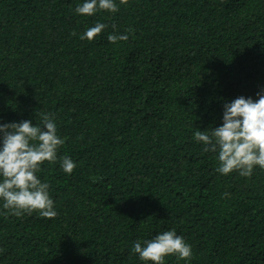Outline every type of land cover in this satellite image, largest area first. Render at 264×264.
Listing matches in <instances>:
<instances>
[{
    "label": "trees",
    "instance_id": "trees-1",
    "mask_svg": "<svg viewBox=\"0 0 264 264\" xmlns=\"http://www.w3.org/2000/svg\"><path fill=\"white\" fill-rule=\"evenodd\" d=\"M81 2L0 0V122L53 114L58 155L77 162L40 173L55 218L0 208V264H143L133 242L172 228L193 257L166 264H264V170L223 176L193 139L225 102L264 91V0H128L94 16Z\"/></svg>",
    "mask_w": 264,
    "mask_h": 264
},
{
    "label": "clouds",
    "instance_id": "clouds-1",
    "mask_svg": "<svg viewBox=\"0 0 264 264\" xmlns=\"http://www.w3.org/2000/svg\"><path fill=\"white\" fill-rule=\"evenodd\" d=\"M128 0H82L75 7L81 16H94L107 11L117 13ZM108 25L97 22L80 34L79 39L92 42ZM115 28V25H113ZM128 29L123 34L108 35L110 43L127 41ZM73 35H76L74 32ZM257 99L239 96L224 103L223 120L217 127L193 133L204 153H214L218 166L215 172L227 176L233 172L251 178L255 169L264 170V91ZM65 138L58 132L56 118L41 113L35 124L31 120L0 122V208L19 217L37 213L44 218H55L57 210L51 196V185L41 179L46 163L59 164L65 174L71 175L77 162L70 156L58 155ZM225 197L229 193L223 194ZM0 249V252H3ZM131 252L143 264H166V258L190 262L193 249L175 228L158 232L150 239L134 241Z\"/></svg>",
    "mask_w": 264,
    "mask_h": 264
}]
</instances>
